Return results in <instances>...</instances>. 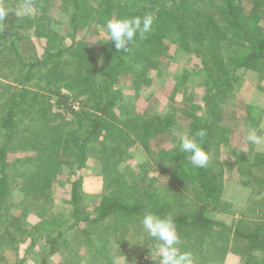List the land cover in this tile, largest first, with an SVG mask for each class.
<instances>
[{
  "label": "trees",
  "instance_id": "1",
  "mask_svg": "<svg viewBox=\"0 0 264 264\" xmlns=\"http://www.w3.org/2000/svg\"><path fill=\"white\" fill-rule=\"evenodd\" d=\"M73 1L70 8V28H77L80 21L88 22L95 16L100 19L106 18L103 23H107L111 16L116 14L117 18L151 15L154 18L152 31L144 39H140L138 36L129 44L127 52H118L109 37L104 50L106 61L102 69L97 68L94 64L95 58H92L89 52L83 51L81 46L85 44L86 40L84 39L73 40L69 45L56 46L54 52L50 50L51 44L49 48H46L45 56L39 59L30 60L19 55L22 63L27 67L24 79L21 80L22 83L27 79L30 80L35 69L42 70L43 65H48L49 58H52L53 61L57 59L55 64L47 66L53 65L50 75L55 77L51 78V83L70 80L69 84L64 85L73 89L76 92L74 97H80L81 102L80 106H77L71 101L69 94L58 88L53 92L56 96L55 104L51 98L46 97L45 99V96L39 95L38 92H31V96L25 92H18L4 104L5 111H0V130H3V138L0 141V204L5 201L9 189L12 187L11 180L14 173L21 180V189L25 195L31 192L34 198L47 203L51 199L52 180L61 172L64 165H76L77 168H80L84 165L89 154L95 153L106 169L110 165L116 166L126 144L141 143L151 151V141L157 133L164 132L165 135L171 136L172 126L176 121L174 115L159 113L148 115L145 112H133L124 118L119 117L113 110L115 96L112 89L109 87L104 89L101 83L109 82L110 85L119 83L121 76L124 75L131 76L135 88H139L142 83H150V70L159 68L160 58L167 55L165 40L168 38L177 39L181 47L194 53L202 60L205 70L211 76L212 88L204 98L206 114L199 117L190 115L185 107L178 110V113L180 112L185 117L191 116L188 124L190 136L195 137L209 153L210 161L205 168H194L188 159L189 154L182 152L179 146L168 149L161 148L155 161L163 166L161 170L163 172L170 169L168 168L169 163L173 161L174 171L179 174L178 178L186 181V187L190 186L196 191L197 200H201L203 204H192V208L196 209L191 210V206H188L186 200L178 202L174 197L172 199L163 197V194L148 195L147 190L144 191L142 187L136 186L130 197L106 196L96 207L94 215L86 214L80 205L81 181L80 178H77L71 183L70 199L77 219L75 225L84 236L82 241L95 245L93 241L95 234L91 233L92 227L102 228L106 221L116 220L119 223L122 222V219L138 218L146 212L161 216L171 214L181 237L182 250H189L195 246L196 244L191 240L194 235L199 233L200 237L196 240L198 239L201 244L200 249L207 237H215L222 243L218 247L221 248V253L225 256L230 250L229 245L234 237L236 240L249 242L247 255L242 264H260L258 255L254 252L264 250V215L260 217L259 222L251 221L246 215H242L229 225L211 217L209 212L216 209L224 211L220 208L224 205L222 201L224 168L217 157L212 159L210 151L216 147L215 151L219 152L223 143L231 141L229 134L225 133L229 128L224 129L221 126L222 130L218 125L223 111L219 105L229 95L228 93H231L232 88L234 89L238 80V75L235 74L238 69L245 67L262 71L264 76V27L262 24L264 0H101L98 6H93L90 0ZM4 4H0V7L5 8L7 4L5 6ZM208 5L212 8H207ZM10 9L5 8L6 13ZM45 11L47 8L42 7V12ZM6 17H8L7 14L0 18L1 26L7 19ZM28 19L30 26L35 27L34 31H47L48 28L40 26L36 20ZM13 27H15L13 32H0V45L3 41H9L11 47L15 48L17 40L25 36L24 31L27 29L24 30L20 25ZM74 50L77 51L68 57L74 58L71 62L77 65V70L66 71L60 66L61 57ZM101 70L102 72H100ZM21 89H25L24 86ZM94 89H98V92H94ZM86 93L88 94L86 95ZM24 103L26 106L22 107ZM35 106L39 108L36 110V114H39L40 117L34 118L33 121L49 129L46 140H42L40 144L33 141L38 136L37 133L30 131L33 128L29 125L32 124L30 122L22 125L25 127V134L17 135V131L22 127L20 122L24 116L33 114L32 110H35ZM55 106H58L57 111L54 110ZM28 110L31 111L27 113ZM78 120H81L80 128L66 133L65 128L75 122L78 123ZM54 121H60L63 127L65 125L67 127L53 126L52 122ZM200 132H203L204 135L199 136ZM27 145L28 158L17 157L14 161L10 159L9 151ZM257 156L259 157L260 154L257 153ZM237 160L243 163L249 161V157L246 153L241 152ZM21 162L31 168L19 171L16 165ZM262 191H259L258 194L261 195ZM259 199L253 201L250 211L258 210L259 203L264 204V197ZM80 221L88 223L87 227L80 229ZM106 224L101 229L106 231H103L104 233H107L108 229L113 226V223ZM18 228L20 229V227ZM68 228L71 229L73 226ZM97 234L98 237H101L99 238L101 242L95 247V250H91L90 255L91 258L95 257L94 259H97V255L98 257L105 256L108 242L107 237L100 232ZM60 237L62 234L59 233L49 242L53 252L59 249L58 240ZM185 237L188 240L184 242ZM67 240L65 239L64 242ZM91 258L85 260L78 256L76 264H83L92 260ZM203 259L202 263L198 264H206L209 260L207 257L204 261ZM151 262L155 264V260ZM45 263L46 258H43L41 264Z\"/></svg>",
  "mask_w": 264,
  "mask_h": 264
},
{
  "label": "rangeland",
  "instance_id": "2",
  "mask_svg": "<svg viewBox=\"0 0 264 264\" xmlns=\"http://www.w3.org/2000/svg\"><path fill=\"white\" fill-rule=\"evenodd\" d=\"M46 1L0 0V4L5 3L4 6L7 4L6 9L11 8L7 11V19L2 23L4 26L0 25V32H13L15 31L14 25H20L24 30L27 29L24 31L25 36L17 40L15 48L11 47L9 41H3L0 45V111L2 112L6 109L4 104L18 92H25L28 96L38 92L39 95L43 94L45 99L46 97L51 98L55 104L56 96L53 92L58 88L69 94L71 101L80 106V97L75 98L76 92L64 85L69 84L70 80L63 79L64 81L59 82L54 80L55 82L51 83V78L55 77L50 75L53 65L47 66L55 64L57 59L53 61L49 58L48 65H43L42 70L35 69L30 80L27 79L22 83L21 80L24 79L27 67L22 63L19 55L30 60L39 59L45 56L46 48H49L51 44L50 50L54 52L56 46L69 45L73 40L84 39L85 44L81 46L83 51L86 50L92 58H95L94 64L98 69L104 67L106 61L104 50L109 40L105 28L106 23H103L106 18L100 19L95 16L91 21H80L77 28H70V8L74 1ZM90 2L93 6H98L101 0H90ZM42 7H46L47 11L43 13ZM207 8L212 7L208 5ZM116 16L117 14L112 15L110 19L117 18ZM28 18L48 28L47 31H34L35 27L30 26ZM262 24L264 27V20ZM171 35L174 34L171 33ZM165 46L167 55L160 58L159 68L150 70V83H142L139 88H135L131 76L124 75L121 76L119 83L110 85L109 82H104L101 84L104 89L108 87L112 89L115 96L113 110L119 117L124 118L133 112H145L148 115L153 113L174 115L176 121L172 126L171 136L165 135L164 132L157 133L151 141V151L141 143L126 144L116 166L110 165L106 169L95 153L89 154L80 168L76 165H64L61 172L52 180L51 199L47 203L34 198L31 192L30 195H25L21 189L22 182L14 173L11 180L12 187L5 201L0 204V264H41L43 258H46L45 264H76L78 256L85 260L91 258V250H95L101 242L98 232L108 239L105 256L98 257L97 255V259L92 257V260L83 264H154L151 262L153 259L149 248V243L152 242L145 241L143 233L141 224L143 215L131 220L122 219L119 223L116 220L106 221L102 228L92 227L91 233L95 234L92 235L94 237L92 240L95 245L82 241L84 236L75 225L77 219L74 215V207L70 203L71 183L77 178L81 181L80 205L86 214L94 215L96 207L106 196L130 197L136 186L142 187L144 191L147 190L148 195L163 194V197L169 199L174 197L178 202L186 200L188 206L203 204L201 200H197L196 191L190 186L186 187V181L178 178L179 174L174 171L172 160L168 167L170 169L163 172L161 171L163 166L156 162L155 158L159 156L157 154L161 148L177 147L180 136L190 135L188 128L190 115L203 117L206 114L204 98L212 88V80L202 60L181 47L179 40L168 38L165 40ZM76 51L61 57L62 69L77 70V65L71 62L74 58L68 57ZM235 74L238 75V80L234 89L232 88L231 93L229 92V95L219 105L223 111L218 125L221 129L229 128L225 133L229 134L231 141L223 143L219 152L215 151L216 147L210 151L212 159L217 157L224 168L222 196L224 205L220 207L224 211L216 209L209 214L229 225L242 215L257 222L264 215V210H262L264 204L261 203H259L258 210L250 211L253 201L264 197V148L258 150L256 146L247 141V134L251 129H255L259 135L264 136V76L262 71L245 67L238 69ZM23 86L25 89H21ZM96 90L94 89V92H98V89ZM24 106L26 103L22 105ZM184 107L190 112L187 117L178 113V110ZM34 108L33 114L27 116L24 113L26 116L20 124L22 126L28 122L32 123L29 124L33 126L30 131L37 133L38 136L33 141L40 144L42 140H46L49 129L33 121L34 118L40 117L36 114L38 106ZM54 110L57 111L58 106H55ZM29 111L31 110L27 113ZM80 121L78 120V123L75 122L69 127L65 125L67 128L63 127L60 121H54L52 125L65 128V132L69 133L80 128ZM24 128L22 126L17 131L18 136L25 134ZM2 132L3 130H0V141L3 138ZM27 151L28 145L9 151L10 159L14 161L17 157L28 158ZM241 152L247 154L249 161L241 163L237 160ZM257 153L260 154L259 157ZM16 166L19 171L31 168L22 162ZM259 191L263 193L259 195ZM180 194L183 196H179ZM190 209L195 210L196 208L191 206ZM106 223H113V226L108 229L107 233H104L105 230L101 229L107 225ZM87 225L88 223L80 221V229L86 228ZM69 226L73 228L69 229ZM59 233L62 234L58 240L59 249L53 252L49 242ZM199 237V233L194 235L191 242L196 245L186 250L194 254L196 264L206 257L209 259L206 264H242L247 255L249 242L236 240L233 237L229 245L230 250L223 256L221 248L218 247L222 243L218 238L207 237L200 249ZM65 239H68V243L64 242ZM183 240L185 242L188 239L185 237ZM254 254L258 255L260 264H264V250H257ZM155 264H157L156 261Z\"/></svg>",
  "mask_w": 264,
  "mask_h": 264
},
{
  "label": "clouds",
  "instance_id": "3",
  "mask_svg": "<svg viewBox=\"0 0 264 264\" xmlns=\"http://www.w3.org/2000/svg\"><path fill=\"white\" fill-rule=\"evenodd\" d=\"M6 14V10L0 7V18ZM153 22L151 15L114 18L107 21L105 28L116 50L127 52L129 44L138 36L144 39L152 31ZM198 135L203 136L204 133L200 132ZM247 141L258 150L264 148V136L259 135L255 129L249 130ZM179 146L182 152L189 154L188 159L194 168L208 166L210 155L195 137L188 134L180 136ZM141 224L145 241L152 242L149 243L150 255L157 264H196L194 254L181 249V237L171 214L161 216L146 212Z\"/></svg>",
  "mask_w": 264,
  "mask_h": 264
}]
</instances>
